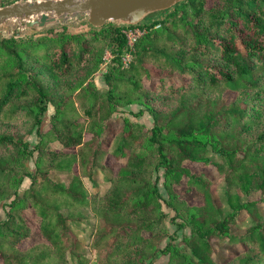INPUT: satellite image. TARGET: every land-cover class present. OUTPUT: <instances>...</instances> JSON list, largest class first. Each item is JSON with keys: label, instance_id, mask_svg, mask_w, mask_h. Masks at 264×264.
<instances>
[{"label": "trees", "instance_id": "16d2710c", "mask_svg": "<svg viewBox=\"0 0 264 264\" xmlns=\"http://www.w3.org/2000/svg\"><path fill=\"white\" fill-rule=\"evenodd\" d=\"M136 26L145 34L128 68L119 64L123 27L113 23L0 38V121L28 123L22 135L0 134V201L12 198L0 221V264H153L160 248L151 231L165 218L160 169L168 182L165 203L175 216L185 213L190 232L185 251L168 264H264V0H183ZM103 50L111 53L104 93L94 85ZM151 69L157 78L145 85ZM52 78L59 81L50 87ZM51 104L49 129H37L31 148L26 137ZM125 104H138L130 115L147 112L153 126L123 116L112 131V115ZM52 142L60 149L48 150ZM109 156L123 163L112 177L102 175ZM185 162L213 168L239 190L227 197L224 217L209 177L189 173ZM53 170L70 173V181L50 179ZM99 173L110 183L103 193L85 182L94 185ZM25 178L30 183L19 197ZM183 179L201 205L186 204L169 187ZM84 209L96 220L94 259L77 252L67 225L81 222ZM33 232L36 241L20 249ZM216 242L240 247L218 263ZM172 248L169 242L160 253Z\"/></svg>", "mask_w": 264, "mask_h": 264}, {"label": "rangeland", "instance_id": "374dc122", "mask_svg": "<svg viewBox=\"0 0 264 264\" xmlns=\"http://www.w3.org/2000/svg\"><path fill=\"white\" fill-rule=\"evenodd\" d=\"M17 1V0H15ZM20 1V0H19ZM173 7V6H172ZM171 8V7H170ZM169 9V8H168ZM167 9V10H168ZM165 11V10H163ZM157 13V12H155ZM161 12H158V14ZM158 14H153L151 16H149L148 18L145 17L142 21H144L145 19H147L148 21L158 17ZM84 23H87V16L84 14H78V16H73L71 18H67V19H63V20H55L54 22H51L50 24L46 25L45 27L39 29L37 28L35 30V32L31 31L30 29L21 26V23L19 22V20H10L7 23H5L4 25L0 26V38H7V37H12V32L17 31L19 32L20 37H16L18 39L22 38V37H27V36H31V35H35V34H39L41 33L43 30H50V28L55 29L60 31V29L62 27H64L65 29H67L68 31H72V30H76L79 27H81ZM108 23H113L114 25H117L114 22H108ZM120 25V24H119ZM129 25H125L122 26L127 27ZM158 29V28H157ZM145 34V33H144ZM143 37V36H142ZM140 37V38H142ZM14 38V37H12ZM138 41V40H137ZM134 44V48H133V52L131 54L132 60H133V55L136 53V43ZM101 59H100V63H99V67L94 75V85L95 87L101 91L102 93L106 92L107 87L105 85V75L107 74L108 71V64H109V60L111 58V53L108 50H103ZM109 54V56H108ZM132 62V61H131ZM152 72V78L153 79H149L147 81H144L145 85H148L150 82H152L154 79H156V71L154 69H151ZM43 73L45 75H49V72L47 70H44ZM58 78H52L51 81L48 82V86H54L56 84V82H58ZM59 84V83H58ZM70 93V91H67L65 94ZM234 94L230 93V94H226V99L227 102L233 100L234 98ZM171 104V102H169V105ZM140 106L138 104L135 105H122L117 112H115L112 117H114V121L113 123L110 125V128L112 131H114L115 129H117L120 125V119L119 117H127L128 119H130V121L132 122H137V123H141L143 125H145L148 129H150L153 126V121L151 119V117L147 114V112H144L142 115L139 116H135L133 117L130 114H135V112L137 111V109ZM54 106L48 105V109L45 110V112L42 115V119H41V124L38 126H34L31 134L28 135L26 137V140L28 141V144L30 145V147H34L35 144L38 141V135H37V129L40 132H44L46 130L49 129V123H48V119L50 117V115L52 114L53 110H54ZM132 111V112H130ZM264 116V113L263 115ZM28 123L27 120H17L14 122H10V121H0V134L2 133H13V134H19L22 135L24 134V132L26 131ZM256 131V130H255ZM110 132V131H109ZM112 133V132H110ZM45 138V137H43ZM41 138V140L43 139ZM47 149L48 150H59L60 146L58 143L56 142H52L49 145H47ZM63 151H67V150H63ZM72 150H69V152ZM209 156L214 159L215 162H220L219 159L217 157H215L212 153H209ZM36 157H37V152H34L32 159L30 161H28L27 163V167L31 169V171L33 172L34 169V162L36 161ZM107 165L110 164V168H108V170H103L102 171V175L104 176H114L119 169H121V165H123L122 160H117L114 157L109 156L107 159ZM186 170L189 173L194 172L195 174H198L199 172L201 173H205L206 176L209 177L210 181H211V186L210 189L213 192V196H214V201L218 207L220 216L224 217L229 211L230 208L228 206V203H226L227 197L229 195H231L232 193H240L238 189H236L234 186H230L226 183L224 176L223 175H217L213 168H209L206 166H202V165H194V164H190V163H184L183 165ZM70 173H60V172H56V171H50L48 173V177L52 180L55 181H61L64 183H68L70 181ZM157 177H159V183H158V189L160 191V196H161V200L159 203L161 204V211L163 212V214L165 215V218L160 221L159 223H156L153 228H152V238L153 240L158 244L159 248L158 250H160V252L162 251V249H164L166 247V245L170 242L173 245V248L170 250L169 254L163 255L160 252L156 254L155 258H154V262L153 264H168L169 260L171 257H173V255H175V253L180 254L181 252H183L182 250L185 251L186 247L183 245V238L186 235H189V230L186 229V227L188 226L187 223H183L185 220L183 219V216L185 215L184 212H180L179 215L175 216L174 211L172 210V208L165 203V201H168L170 198L168 197V188H167V180L166 178L163 176V172L162 170H157ZM96 181L95 184L93 185L88 179H85L86 185L89 187L90 190H98L100 192H105L110 183L105 182L101 176V174H97V176H95ZM30 183V180L28 178H25L21 187L19 188V194L18 196L21 197V195L24 193L25 189L28 187ZM170 188L173 189V191L175 192L174 194L182 201L186 202V204L193 206V205H201L202 203V197L201 195L196 191V190H190L187 186H186V182L185 179L181 180L179 183H171L169 185ZM241 200L244 201V198L240 195ZM252 198H256V195L251 196ZM12 198L6 200V201H0V221L4 220L6 218V211L8 210L7 207V203H9V201ZM173 200V198H172ZM164 201V202H163ZM169 202V201H168ZM84 218L82 219L81 222H79L77 225H74L75 222H69L67 225L68 227L71 229L72 233L74 234L75 240H76V244H77V252L79 254H83L85 257L87 258H91L94 259V254L93 252H90V248H89V244L91 243L92 239H93V230H94V221L95 220V216L93 215V213L90 211V209H84ZM250 220L245 221L243 224V227L248 228L250 225ZM182 226V227H180ZM234 233L239 234L241 232H239L238 230H234ZM37 239V235H35V233L33 232L31 234V237L29 239H26V241L22 242L19 245V248L22 250H25L26 247L32 245L34 243V241H36ZM216 249H215V255H214V259L218 262V263H222V261H228V256L229 253L231 252H235L236 250L239 249L240 245H232V246H226L224 245L222 242H216ZM171 256V257H170ZM170 257V258H169ZM230 260V259H229ZM171 261V260H170Z\"/></svg>", "mask_w": 264, "mask_h": 264}, {"label": "water", "instance_id": "95a60500", "mask_svg": "<svg viewBox=\"0 0 264 264\" xmlns=\"http://www.w3.org/2000/svg\"><path fill=\"white\" fill-rule=\"evenodd\" d=\"M183 0H22L0 6V26L19 20L32 32L54 22L84 14L90 27L137 25L145 17L161 12ZM12 37H20L12 32Z\"/></svg>", "mask_w": 264, "mask_h": 264}, {"label": "built area", "instance_id": "2783aa9c", "mask_svg": "<svg viewBox=\"0 0 264 264\" xmlns=\"http://www.w3.org/2000/svg\"><path fill=\"white\" fill-rule=\"evenodd\" d=\"M121 33L124 35V38H126V48L124 52L120 55L119 64L120 66H122V68H128L129 64H131L132 61L131 54L133 52L134 44L137 40L140 39V37L144 35L145 30L136 25H129L127 27L122 28Z\"/></svg>", "mask_w": 264, "mask_h": 264}]
</instances>
